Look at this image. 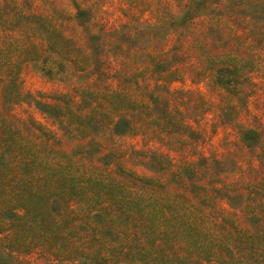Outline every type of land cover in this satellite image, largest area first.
I'll use <instances>...</instances> for the list:
<instances>
[{"label":"rangeland","instance_id":"obj_1","mask_svg":"<svg viewBox=\"0 0 264 264\" xmlns=\"http://www.w3.org/2000/svg\"><path fill=\"white\" fill-rule=\"evenodd\" d=\"M0 264H264V0H0Z\"/></svg>","mask_w":264,"mask_h":264}]
</instances>
